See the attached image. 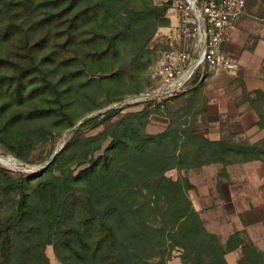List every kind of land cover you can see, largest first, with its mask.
<instances>
[{"label":"trees","instance_id":"obj_1","mask_svg":"<svg viewBox=\"0 0 264 264\" xmlns=\"http://www.w3.org/2000/svg\"><path fill=\"white\" fill-rule=\"evenodd\" d=\"M169 4L0 0V145L30 162L36 140L82 120L38 172L0 165V264H52L51 255L59 264H168L176 248L182 264H229L227 253L239 248V264H264V251L245 229L223 242L207 228L188 176L168 175L220 163L222 177L232 164L264 163V138L251 143L194 131L188 116L204 80L157 108L87 116L124 88L142 91L141 75L159 47L150 43L171 23ZM89 74H103L107 100L89 105L97 81ZM242 88L264 129V89L248 91L244 82ZM154 113L169 116L157 133L148 131Z\"/></svg>","mask_w":264,"mask_h":264},{"label":"rangeland","instance_id":"obj_2","mask_svg":"<svg viewBox=\"0 0 264 264\" xmlns=\"http://www.w3.org/2000/svg\"><path fill=\"white\" fill-rule=\"evenodd\" d=\"M154 1L158 5H162L166 3L165 2L166 0H154ZM249 10H250V15H253V18L255 20H259V22L264 23V0L250 1ZM167 26L159 27L150 43V47L152 49L156 45H159V47L156 52V55L151 57L150 61L147 64L145 72L141 75L140 81L141 84L143 85L142 91H134L128 88H124V92L121 95V97L114 99L112 102H110L108 105L102 108L91 111L90 113L87 114V116L104 114L108 110H122V111L140 110L147 105L151 108H157L160 102L165 100L162 98L161 100L157 99L151 101L128 102V100L139 96L142 92L147 91L148 87L152 84L153 82L152 73L154 70L155 59L158 51L166 43V37L168 35L167 34L168 30L166 29ZM241 38H242L241 41L239 42V44H237L238 47L240 48H237L235 45V49H233L234 50L233 52H235V54L233 53L232 56L238 59L237 54L239 50H241L242 48L243 55L244 57H246V61H244V63L247 64L248 68L244 69L243 64L238 60L240 62V68L237 72L233 73V72L223 71L219 73L218 77L216 78H209L207 81L204 80L205 88L202 89V92L198 94V99L200 101L199 105L195 109L194 113L188 116V120L194 121L193 129L195 132L199 134H205L212 139H218L223 134L226 135L234 134L235 139L237 140L246 139L251 143H255L264 138V129L259 128L257 122L253 121V118L255 116L254 113L256 114V112L252 109L250 101L247 100L245 97L244 89L242 88V83L243 82L245 83V78L247 76L249 80L255 83H259V81H256V75L259 74V68L261 66V63L257 61L253 57V55L249 52V50H253L255 43L257 41L256 34L253 31H251L248 37H246L243 34ZM244 38H247L246 41L244 40ZM102 76L103 74H97L96 76L91 74L89 76V77H96L95 79H97V81L91 83V86L89 88L90 89L89 92L91 94V101L89 105H93L95 101L99 103L108 99L110 92H107L106 90L108 85L105 82L107 80H103ZM126 79L129 80L128 75L126 76ZM85 80L86 77H82L77 80V83L79 85H83ZM195 82L196 84H198L200 82V79L197 78ZM247 90L253 91L255 89L248 88ZM191 91L192 89L190 90V92ZM173 103L175 104L176 102ZM82 106H83L82 103H79L78 113H81L83 111V109H80V107ZM164 106L165 103L161 105V108L164 109ZM175 108H177L176 105H174V107H172L171 109L175 110ZM242 120H244L245 125H243ZM81 122L82 120L79 121L76 124V126L66 129L61 134L56 133L55 138L50 135L47 141L36 140L34 148L32 149L30 154V162L22 161L15 155L7 152L0 145V165L12 170L16 174L19 173L33 174L38 172L43 167H45L48 164V162L53 158L54 154H56L62 148V146L72 136L73 132L80 125ZM168 123H169L168 115L154 113L151 115L150 123L148 125V131L153 133L163 131L168 125ZM98 130L99 128L90 131V133H96ZM109 141L110 139H108L105 142L103 149H105ZM103 149L98 151L97 154H101L103 152ZM49 157L50 159L46 160ZM261 163L264 167V163L262 161ZM242 164H232V165H242ZM218 166H220V164L212 165L211 166L212 170L210 171V174H208V176L203 174L200 168L188 169V170L172 169L168 172V175L174 178H178L180 176H188L192 182L193 180H195L196 182L199 183L206 181L208 183H213L212 178H210V176L211 177L213 176L215 178L219 177L218 175L222 168L221 169L218 168V170H216ZM207 177L209 180H207ZM256 177H259V174L255 175V179ZM196 201H197L196 204L197 207H199V205L203 203L206 206L205 210L207 211V213H212L211 212L212 207L210 205L211 202L207 201L206 199L201 202H199L198 200ZM228 208L231 217L235 216L237 208L231 205H228ZM262 210L263 212H259V213H257V211L252 212L255 219V223L253 227H256V229H254V234H255L254 236L256 239H254L250 235L249 231L247 233L248 236L259 246V248L264 251V229L261 228L264 222V207L262 208ZM239 217L240 220L245 222L247 226L249 225V222L247 223V221L243 217V214L239 215ZM227 224L228 223L224 222V224L219 229H217L220 231L215 232L221 236L223 242L226 241V239L229 237L228 234L232 232L234 228L233 224L231 223H230L231 225L230 224L227 225ZM210 231H212V229ZM50 247L53 248V246L50 245L47 247V249H50ZM230 252H232L230 256L226 255L229 264H239V260L243 256L242 249L239 248V250L235 249ZM181 253L182 250L176 248L174 250L173 257L171 260L168 261V264H182L180 257ZM50 258L52 264H59L56 257L51 255Z\"/></svg>","mask_w":264,"mask_h":264},{"label":"built area","instance_id":"obj_3","mask_svg":"<svg viewBox=\"0 0 264 264\" xmlns=\"http://www.w3.org/2000/svg\"><path fill=\"white\" fill-rule=\"evenodd\" d=\"M166 43L158 51L152 84L128 102L161 100L187 92L196 79L237 72L240 62L226 49L249 0H166Z\"/></svg>","mask_w":264,"mask_h":264},{"label":"crops","instance_id":"obj_4","mask_svg":"<svg viewBox=\"0 0 264 264\" xmlns=\"http://www.w3.org/2000/svg\"><path fill=\"white\" fill-rule=\"evenodd\" d=\"M252 0H249V3ZM249 3L246 8V12L240 18L230 42L227 44L226 49L232 55L235 49V45L237 48V44L241 41V37L244 34L246 37L250 35V32L253 31L257 36V41L253 50H249V52L253 55V57L261 63L259 68V74L256 75V81L259 83H255L249 80L248 76L245 78L246 86L249 89H264V23L259 22V20H255L253 15H250ZM257 18V17H255ZM263 20V19H262ZM247 38H244L246 41ZM238 60L243 64V68H248L247 64L244 63L246 61V57H244L242 48L239 50ZM221 73V72H219ZM211 76L210 78L218 77V74ZM253 121L257 122L258 115L254 113ZM243 125H245L244 120ZM219 165L220 163H214ZM214 164L206 165L200 168L201 172L208 176L210 171L212 170L211 166ZM216 168V167H214ZM222 168V165L217 167ZM228 175H224L222 177H211L213 183L206 182H196L193 180V183L196 185L194 189L190 191L191 198L196 206L197 201H204L205 199L211 202L212 213H207L206 206L201 203L197 209L201 212L203 219L205 220L206 226L214 232H219V229L224 222L230 223L234 225L233 231L228 234V236L238 230L245 229L247 232L249 231L250 235L255 238L253 227L255 223L253 211L263 212L262 208L264 207V167L259 160L246 162L242 165H232L228 167ZM259 174V177L255 175ZM206 178V177H205ZM207 180L208 177H207ZM198 198V199H197ZM228 205L237 208L235 216L231 217ZM218 207V208H217ZM217 211H216V210ZM220 209V210H219ZM247 221L249 225L247 226L245 222L240 220L239 215H242ZM230 224V225H231ZM264 229L263 226L261 227ZM239 250V249H238ZM232 252L227 253V256H230Z\"/></svg>","mask_w":264,"mask_h":264}]
</instances>
